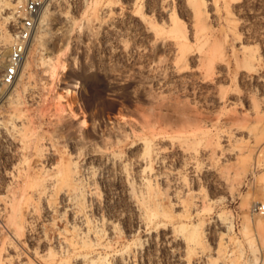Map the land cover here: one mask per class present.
Here are the masks:
<instances>
[{
	"label": "rangeland",
	"instance_id": "rangeland-1",
	"mask_svg": "<svg viewBox=\"0 0 264 264\" xmlns=\"http://www.w3.org/2000/svg\"><path fill=\"white\" fill-rule=\"evenodd\" d=\"M259 205L264 0H43L0 86V264H264Z\"/></svg>",
	"mask_w": 264,
	"mask_h": 264
},
{
	"label": "built area",
	"instance_id": "built-area-1",
	"mask_svg": "<svg viewBox=\"0 0 264 264\" xmlns=\"http://www.w3.org/2000/svg\"><path fill=\"white\" fill-rule=\"evenodd\" d=\"M43 0H24L13 12L11 41L5 52H0V86L12 84L21 67L28 42L36 27ZM257 209L264 211V206Z\"/></svg>",
	"mask_w": 264,
	"mask_h": 264
},
{
	"label": "bare ground",
	"instance_id": "bare-ground-1",
	"mask_svg": "<svg viewBox=\"0 0 264 264\" xmlns=\"http://www.w3.org/2000/svg\"><path fill=\"white\" fill-rule=\"evenodd\" d=\"M0 5H1V3H0ZM46 12V11H45ZM42 20H44V15H43V18L41 19V21ZM2 35H3V33H2ZM7 37H8V33L6 34V35H3V37H2V42H4V41H8L7 40ZM1 40V39H0ZM4 40V41H3ZM51 57V56H50ZM48 58L47 60H48V68H49V70H50V75H53L54 73H55V71H56V69L57 68H60V69H65L66 68V60L64 59V57H63V59H62V57L60 56V55H58L57 57H56V60L55 61H50L51 60V58ZM24 63V62H23ZM19 73V72H18ZM48 74V75H49ZM49 75V76H50ZM52 77V76H51ZM76 85V84H75ZM74 85V86H75ZM65 91H66V94H68L69 93V91L71 92V90H68V88L67 89H65ZM71 94V93H70ZM61 96V95H60ZM63 96H65V95H63ZM59 98H61V97H59ZM65 98V97H64ZM65 101L66 100H68V99H64Z\"/></svg>",
	"mask_w": 264,
	"mask_h": 264
}]
</instances>
